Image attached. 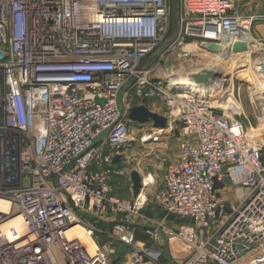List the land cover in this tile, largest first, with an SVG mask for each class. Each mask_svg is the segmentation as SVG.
<instances>
[{
    "label": "built area",
    "instance_id": "2783aa9c",
    "mask_svg": "<svg viewBox=\"0 0 264 264\" xmlns=\"http://www.w3.org/2000/svg\"><path fill=\"white\" fill-rule=\"evenodd\" d=\"M238 1L181 0L179 35L156 63L247 33ZM169 2L0 0V264H158L161 241L187 257L164 264H264L263 144L230 112L161 87L156 63L138 72L171 33ZM129 98L157 100L177 131L151 206L150 172L130 200L111 189L131 172L120 168Z\"/></svg>",
    "mask_w": 264,
    "mask_h": 264
},
{
    "label": "rangeland",
    "instance_id": "374dc122",
    "mask_svg": "<svg viewBox=\"0 0 264 264\" xmlns=\"http://www.w3.org/2000/svg\"><path fill=\"white\" fill-rule=\"evenodd\" d=\"M169 6L171 10V0ZM236 11L249 24V31H242L236 40H227L222 53L213 54L199 46L190 47V52L181 47H173L162 57L159 64L156 63L161 68L157 69L160 72L165 69V72L173 75L202 68L216 70L219 75L217 82L200 92L203 95L202 100L221 113L230 112L243 128L255 135L264 146V67L261 66L264 62V39L255 35L257 28L264 27V0H239ZM160 72L153 75V78L163 85H170V76ZM128 105H141L164 117V110L157 100L140 101L129 98ZM153 131L158 136L156 141L147 139ZM129 134L131 142L124 149L120 168H123L125 173L137 172L141 179L146 173H152L154 185L147 190L148 204L151 206L161 173L157 168L175 159L177 131L174 126H169L167 120L166 127L162 130L155 129L151 121L142 124L130 121ZM262 159L264 161V147ZM127 178L129 180V175ZM117 188L120 189L115 193L118 197L125 200L132 198L128 181L124 177L119 180ZM161 242L166 245L168 253L176 262L184 263L187 260L182 244L177 241H172L170 245L166 241Z\"/></svg>",
    "mask_w": 264,
    "mask_h": 264
},
{
    "label": "water",
    "instance_id": "95a60500",
    "mask_svg": "<svg viewBox=\"0 0 264 264\" xmlns=\"http://www.w3.org/2000/svg\"><path fill=\"white\" fill-rule=\"evenodd\" d=\"M181 14V0H171V33L169 37L159 46V48H157V50L143 62L138 69L139 73L149 69L175 43L180 31ZM239 47H233V49H237ZM202 48L213 54H220L223 52L222 47L215 44H205ZM4 59L5 56L0 51V63H2ZM261 64L264 65V62ZM218 76L217 71L214 69L202 68L188 70L174 75L175 81L170 82V85H163L161 83L160 85L163 88H167L171 94H190L199 99H203V95L200 92L207 89L209 86H212L217 81ZM134 80V77L131 78L127 83V86H129ZM95 101H98V99H95ZM128 120L138 122L140 124L151 121L153 127L160 130L165 129L166 127V119L163 116L152 113L146 107L141 105L134 106L129 110ZM118 160L119 157H116L114 162H117ZM129 181L131 184L132 196L136 197L141 188V178L139 174L135 171L130 172ZM173 219V216L167 217L168 221H172Z\"/></svg>",
    "mask_w": 264,
    "mask_h": 264
},
{
    "label": "trees",
    "instance_id": "16d2710c",
    "mask_svg": "<svg viewBox=\"0 0 264 264\" xmlns=\"http://www.w3.org/2000/svg\"><path fill=\"white\" fill-rule=\"evenodd\" d=\"M146 214L148 216L151 217H155L158 219H161L163 217V214L157 209V208H153V210H148L146 212ZM98 226L103 230V231H107L110 227L109 224H103V223H99ZM135 238L139 241H145L146 237L144 236V234L142 233L141 230L139 229H135ZM115 250H116V259L120 260L122 258V256L128 251V248L120 243H116L115 244ZM169 259V255H168V251L166 249V247L163 248V252H162V257L159 261V264H164L167 260Z\"/></svg>",
    "mask_w": 264,
    "mask_h": 264
},
{
    "label": "crops",
    "instance_id": "0c3cea01",
    "mask_svg": "<svg viewBox=\"0 0 264 264\" xmlns=\"http://www.w3.org/2000/svg\"><path fill=\"white\" fill-rule=\"evenodd\" d=\"M255 35L256 36H260V37H262L263 39H264V27L263 28H257V30L255 31ZM177 151H176V155H174V157H175V159L173 160V161H175L176 159H177V157H178V142H177V149H176ZM125 157H126V155H125ZM170 162H172V161H170ZM169 163V162H168ZM167 164V163H166ZM165 164V165H166ZM122 165V164H121ZM120 165V166H121ZM148 165V164H147ZM165 165L164 166H159V168H157V169H160L161 170V173H160V177H158V181H159V185H160V183H161V179H162V175H163V170H164V167H165ZM141 172V171H140ZM157 177V176H156ZM125 179H127V178H125ZM119 180L120 179H118V178H113L112 180H111V189H112V192L115 194V193H117V192H119V190L120 189H118L117 187L119 186ZM127 181H128V188H129V191L131 190V184H130V181L127 179ZM158 185V186H159ZM130 197H132V195L130 194Z\"/></svg>",
    "mask_w": 264,
    "mask_h": 264
},
{
    "label": "bare ground",
    "instance_id": "6f19581e",
    "mask_svg": "<svg viewBox=\"0 0 264 264\" xmlns=\"http://www.w3.org/2000/svg\"><path fill=\"white\" fill-rule=\"evenodd\" d=\"M229 41H230V40H229ZM183 49H184V50H187V51H189V52L192 50L191 48H188V47H183ZM261 66L264 67V65H262V64H261ZM162 69H163V68H162ZM162 72H163L165 75L170 76V78H171V82H174V81H175V77H174V75H173L172 73L165 72V69H163ZM162 72H160V73L163 74ZM216 82H217V81H216ZM261 122H262V121H261ZM70 234H71V236H76V237H78L83 243H85V244L88 246L89 250H91V249L93 248V246L88 242L87 238H85V237L82 236V233H81L80 230L75 229V230H73Z\"/></svg>",
    "mask_w": 264,
    "mask_h": 264
}]
</instances>
